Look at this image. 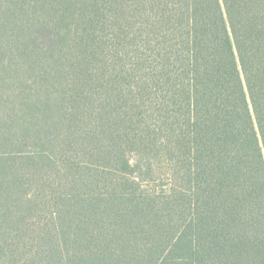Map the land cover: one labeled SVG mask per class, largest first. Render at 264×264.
<instances>
[{
    "label": "trees",
    "instance_id": "obj_1",
    "mask_svg": "<svg viewBox=\"0 0 264 264\" xmlns=\"http://www.w3.org/2000/svg\"><path fill=\"white\" fill-rule=\"evenodd\" d=\"M0 264H264V0H0Z\"/></svg>",
    "mask_w": 264,
    "mask_h": 264
}]
</instances>
